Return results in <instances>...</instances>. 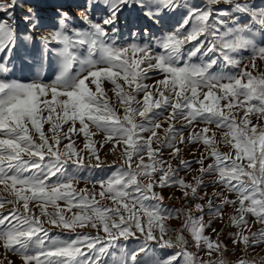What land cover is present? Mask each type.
<instances>
[{
	"label": "snow or ice",
	"instance_id": "1",
	"mask_svg": "<svg viewBox=\"0 0 264 264\" xmlns=\"http://www.w3.org/2000/svg\"><path fill=\"white\" fill-rule=\"evenodd\" d=\"M258 247L264 0H0V264Z\"/></svg>",
	"mask_w": 264,
	"mask_h": 264
},
{
	"label": "rangeland",
	"instance_id": "2",
	"mask_svg": "<svg viewBox=\"0 0 264 264\" xmlns=\"http://www.w3.org/2000/svg\"><path fill=\"white\" fill-rule=\"evenodd\" d=\"M42 11H43V13L45 15H47L49 13V10L48 9H42ZM20 15H21V13L18 11L17 12V16H20ZM16 75L18 77H28L30 75L29 69L28 68H24L21 71L18 68V70L16 72ZM52 75H53V73L51 71L45 73L46 78H48V77H50ZM148 82L151 83V81H148ZM109 87H110V85H109ZM97 139H99V137H97ZM221 150L222 151H227L228 149L226 147H224V146H221ZM102 156L106 159V161H107L108 164H111L112 161L114 159H116V157H114L111 153L108 152L107 148L102 153ZM186 158L190 159L191 158V155L186 156ZM100 174L102 175L103 173H100ZM80 187H84V184L81 183ZM172 191H175V190H172ZM208 191H211V189H208ZM164 194L167 196V195H170L171 192H165ZM177 195H178V193H177ZM166 203L169 204V205L175 204L176 207H179L180 206L179 201H168V200H166ZM174 223H175V221H174ZM213 226L216 227L218 230L220 228L224 227V225H221V224H215ZM52 232L55 234V233H58L59 230L58 229H53ZM232 258L234 259L235 257H232ZM251 258L254 259V260H256L257 261V264H259V261L262 258H264V247H258V248L255 249V251L251 252ZM17 264H19V261H17Z\"/></svg>",
	"mask_w": 264,
	"mask_h": 264
}]
</instances>
